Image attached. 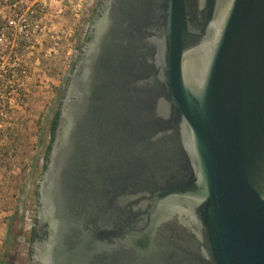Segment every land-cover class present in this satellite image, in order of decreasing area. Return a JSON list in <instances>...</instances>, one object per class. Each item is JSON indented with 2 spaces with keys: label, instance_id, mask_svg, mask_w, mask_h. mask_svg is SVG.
<instances>
[{
  "label": "water",
  "instance_id": "obj_1",
  "mask_svg": "<svg viewBox=\"0 0 264 264\" xmlns=\"http://www.w3.org/2000/svg\"><path fill=\"white\" fill-rule=\"evenodd\" d=\"M41 183L44 264H264V0H102Z\"/></svg>",
  "mask_w": 264,
  "mask_h": 264
},
{
  "label": "rangeland",
  "instance_id": "obj_2",
  "mask_svg": "<svg viewBox=\"0 0 264 264\" xmlns=\"http://www.w3.org/2000/svg\"><path fill=\"white\" fill-rule=\"evenodd\" d=\"M28 1V6L35 2L44 9L38 17L43 21V33L38 39L40 44L30 50L39 59L24 62L28 64L29 75L19 90L24 94L28 91L25 104L9 110L8 118L0 112V264L7 252L8 225L15 215L22 223V235L13 250L7 252V261L8 264H31L29 238L37 216L34 192L42 178L50 122L80 59L101 2Z\"/></svg>",
  "mask_w": 264,
  "mask_h": 264
},
{
  "label": "built area",
  "instance_id": "obj_3",
  "mask_svg": "<svg viewBox=\"0 0 264 264\" xmlns=\"http://www.w3.org/2000/svg\"><path fill=\"white\" fill-rule=\"evenodd\" d=\"M29 3L28 0H0V112L5 118L9 110L22 108L27 99L28 91L24 89L27 91L24 94L19 90L29 75L25 60L39 59L30 50L40 44L43 21L38 17L44 9L35 2L30 7Z\"/></svg>",
  "mask_w": 264,
  "mask_h": 264
},
{
  "label": "trees",
  "instance_id": "obj_4",
  "mask_svg": "<svg viewBox=\"0 0 264 264\" xmlns=\"http://www.w3.org/2000/svg\"><path fill=\"white\" fill-rule=\"evenodd\" d=\"M101 4V2H100ZM99 4V7L97 9V11L95 12L93 19L91 21V25L94 24V20L96 18L97 15H99V9L101 8V5ZM89 35H87L86 40L88 38ZM85 44V43H84ZM81 59V56H80ZM79 59V60H80ZM78 63V62H77ZM77 65V64H76ZM69 83H70V79L68 81V85H67V89L63 95V98L61 100L60 105L58 106L57 110L55 111L53 118L50 122V127H49V134H50V141L46 147V156H45V163L43 165L42 168V178L44 176V174L46 173L47 169H48V165H49V161H50V155L52 153L53 147H54V143L56 140V136H57V130L59 127V122H60V118L62 116V106H63V101H64V96L67 93L68 87H69ZM41 178V180H42ZM39 189H40V184L37 185L36 189H35V197L36 199H38V194H39ZM36 212H37V208H36ZM38 218L36 216L35 218V225L37 224ZM9 228H8V238L6 241V249L7 252L10 251L11 249L13 250V247L17 241V239L22 235V223L17 221L16 215L13 217V219L11 220V222L9 223ZM35 237H36V226L33 228V231L30 235L29 238V243H30V249H29V255H30V259L32 260V256H33V252H34V241H35ZM6 252V254L4 255V258L2 259V264H8V257L9 254Z\"/></svg>",
  "mask_w": 264,
  "mask_h": 264
},
{
  "label": "flooded vegetation",
  "instance_id": "obj_5",
  "mask_svg": "<svg viewBox=\"0 0 264 264\" xmlns=\"http://www.w3.org/2000/svg\"><path fill=\"white\" fill-rule=\"evenodd\" d=\"M101 3H102V0H101ZM101 10H102V7L98 10L99 13ZM97 17L98 15L96 16V18ZM93 25H91L90 27V32L88 34L89 36L87 40L85 41V44L82 48L81 59L78 61L77 65L75 66L74 71H77L78 68L82 66V63L85 59V54L89 49V45L93 37V29H92ZM68 97H69V93L67 92L64 96V100H66ZM43 180L44 179L42 178L40 182V189H39V194H38V199H37L38 221H37V224L35 225L36 226V237L34 241V252H33L31 264H44L42 258L47 251V247L45 244L49 241L50 224L48 221L47 212L45 210L44 195H43V191L41 187V183L43 182Z\"/></svg>",
  "mask_w": 264,
  "mask_h": 264
}]
</instances>
